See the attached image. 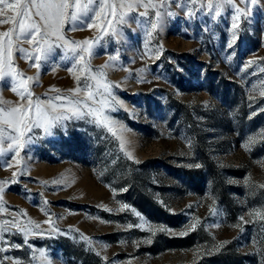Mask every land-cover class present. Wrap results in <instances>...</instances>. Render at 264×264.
Here are the masks:
<instances>
[{
	"label": "rangeland",
	"instance_id": "1",
	"mask_svg": "<svg viewBox=\"0 0 264 264\" xmlns=\"http://www.w3.org/2000/svg\"><path fill=\"white\" fill-rule=\"evenodd\" d=\"M208 2L170 0L167 11L176 15H165L155 31V10L149 9V17L134 12L127 25L118 26L119 35L93 44V70L108 63L107 80L123 104L109 113L127 129L123 150L105 130L68 121L52 135L36 129L34 142L19 155L14 147L0 157V180H8L0 221L31 229L25 245L9 224L0 245L7 249L0 251V259L8 257L3 264H42L40 250L52 264H264V0H233L215 19L207 14ZM90 23L89 17L69 21L64 35L95 41L101 33ZM9 27L0 25V31ZM233 32L238 38L229 47ZM13 41L12 68L5 66L0 80L4 100L24 103L17 92L27 77H33L28 90L42 100L57 94L51 86L77 87L76 58L61 41L39 68L31 66L36 46L15 35ZM160 45L162 52L150 51ZM117 51L118 59L110 61ZM86 75L81 95L86 83L94 85ZM12 143L5 139L0 148ZM124 204L129 207L120 210ZM132 209L153 229L163 225L168 231L152 236Z\"/></svg>",
	"mask_w": 264,
	"mask_h": 264
},
{
	"label": "snow or ice",
	"instance_id": "2",
	"mask_svg": "<svg viewBox=\"0 0 264 264\" xmlns=\"http://www.w3.org/2000/svg\"><path fill=\"white\" fill-rule=\"evenodd\" d=\"M169 2L170 0H159V3L154 2V0H11V2L9 0H0V5L4 6L0 7V25L11 24V27L7 30L0 31V80H3L6 75L3 71L4 67L12 68L13 36L15 35L17 40L24 37L27 38L29 44L36 46L34 51L39 54L35 55L36 63H33L32 67L39 68L42 59L46 58L47 53L53 50L52 44L55 41H61V46L65 47L76 58L73 67H78L81 75L87 73L85 81L91 80L94 82V85L86 83L87 91L81 95V75L73 73L77 87L60 90L56 89L55 86H51L50 91H55L57 94L42 100L40 97L34 98V94L28 90L27 81L32 80L33 77H27L26 80L21 81L23 91L17 92V95L20 96L24 103L7 101L0 97V142L5 139L13 142L7 150L0 148V157L6 156L8 152L13 151L14 147L18 149L16 154L19 155V150L26 149L29 144L34 142L36 129L42 128L46 136L52 135L53 129L66 127V122L68 121H86L105 130L119 141L120 148L123 150L127 144L124 137L127 129L109 114L116 111L117 106L123 107V104L113 95L112 88L114 85L107 80V74L104 69L108 67V63L106 62L104 65L98 66L95 71L93 70V66L90 63V58L94 55L93 44H100L105 36L119 35L118 26L127 25L129 17L134 12L137 17H149V9L155 10L156 19L154 22L150 20V27L154 31L157 30L162 25L165 15H176V13L167 11ZM241 2L247 5L249 3L254 4L257 0H241ZM232 4L233 0H216L215 4H213V0H209L207 14L212 19H215L223 11L224 5ZM178 7H183V3H178ZM5 8L10 10L12 14H7ZM139 8H143L144 11H137ZM161 8H164L165 11L162 12ZM236 12L238 14L243 12L245 17L248 15V12L243 9L237 8ZM188 15L191 17L195 13L189 11ZM85 17H89L92 21L86 26L97 28L101 35L95 41H89L88 39L73 41L68 39L63 31L65 25L69 21H82ZM235 19L236 17H233V20ZM97 20L100 22L97 23ZM136 23L139 24V19L136 20ZM232 28L236 29L238 25L233 23ZM151 34V32L148 33L149 36ZM237 38L236 33L233 32V39L228 46L232 47ZM19 51L25 52L26 50L21 47ZM150 51L162 52L163 46L160 45L159 49ZM118 56L119 53L117 51L116 55L109 56V60L114 61L118 59ZM86 57L89 59H86ZM27 58L29 60L33 59L31 55ZM156 58L158 59L159 56L157 55ZM253 63V61H249L248 65ZM67 70L72 73L73 68L69 67ZM139 71L143 72L144 69ZM18 74L23 75L22 73ZM12 90L17 91L15 88ZM260 94L264 96V91ZM255 115V112L251 114V116ZM260 135L264 136V132H261ZM245 147L246 150H251L248 144ZM126 154L128 158H132L131 152ZM21 163V160L17 161V164ZM195 167H200V165H195ZM16 176L17 173L13 172V182H15L14 178ZM7 183L8 180H0V211H3L4 185ZM259 187L264 188V185ZM128 207V205L124 204L120 210ZM109 210L111 211V209ZM132 211L143 223L149 224L139 211L135 209H132ZM256 215L261 214L257 212ZM261 218L264 219V215ZM240 219L243 218L241 217ZM45 222L48 223L49 221ZM10 223L12 227L19 229L23 234L25 245H27L28 232L31 229L21 228L19 224L8 220L0 221V245L6 243L2 237L4 233L9 231ZM128 227L131 228L133 225L129 224ZM136 227L140 228L141 225L137 224ZM189 227L191 230H195L196 224L193 223ZM36 228H39L38 224ZM52 231L58 234L60 229L53 228ZM149 231L154 236L156 231L165 232L168 229L163 225L153 229V226L149 224ZM187 234V232L179 233L182 236ZM225 243L227 242L216 245L215 250L219 251ZM12 247L18 248L20 245L13 244ZM0 251H7V249L0 246ZM40 257L43 258L42 264H52L44 250H40ZM4 259H8V257L0 259V264H3ZM35 259V256H33V260ZM13 264H22V262L14 260Z\"/></svg>",
	"mask_w": 264,
	"mask_h": 264
}]
</instances>
